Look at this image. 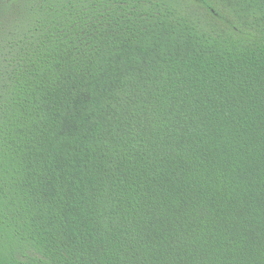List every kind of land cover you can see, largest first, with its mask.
<instances>
[{
    "label": "trees",
    "instance_id": "trees-1",
    "mask_svg": "<svg viewBox=\"0 0 264 264\" xmlns=\"http://www.w3.org/2000/svg\"><path fill=\"white\" fill-rule=\"evenodd\" d=\"M0 264H264V0H0Z\"/></svg>",
    "mask_w": 264,
    "mask_h": 264
}]
</instances>
